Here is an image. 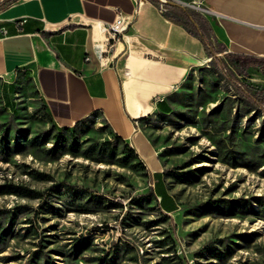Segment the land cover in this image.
Returning <instances> with one entry per match:
<instances>
[{
    "label": "rangeland",
    "instance_id": "obj_1",
    "mask_svg": "<svg viewBox=\"0 0 264 264\" xmlns=\"http://www.w3.org/2000/svg\"><path fill=\"white\" fill-rule=\"evenodd\" d=\"M165 1L195 13L215 53L172 98V122L147 123L162 169L188 176L160 180L176 209L140 197L157 179L123 160L98 113L55 143L32 78L13 77L10 104L0 78V264H264V73L243 65L256 56L225 57L204 0Z\"/></svg>",
    "mask_w": 264,
    "mask_h": 264
},
{
    "label": "crops",
    "instance_id": "obj_2",
    "mask_svg": "<svg viewBox=\"0 0 264 264\" xmlns=\"http://www.w3.org/2000/svg\"><path fill=\"white\" fill-rule=\"evenodd\" d=\"M204 1L211 11L204 16L211 39L224 53L264 57V0ZM159 5L152 0H0V78L11 83L26 71L57 126L98 113L161 180L147 123L153 117L172 120V98L210 57L198 36L178 22L176 7L160 11ZM118 13L129 24L108 49L103 25ZM143 117L148 119L140 121ZM162 187L167 200L162 210L172 212L176 204Z\"/></svg>",
    "mask_w": 264,
    "mask_h": 264
},
{
    "label": "trees",
    "instance_id": "obj_3",
    "mask_svg": "<svg viewBox=\"0 0 264 264\" xmlns=\"http://www.w3.org/2000/svg\"><path fill=\"white\" fill-rule=\"evenodd\" d=\"M156 3L157 0H152ZM175 9V14L178 18H180V24L185 27L187 29V31L195 34L198 36V38L201 40V42L203 43V45L205 46V50H206V53H207V56L210 57V60H213L215 58V53L211 47V45L209 43L206 42L203 34L200 32H197V30H201L204 29V27L202 26L201 22L197 21V17L195 15V13L189 9V8H183L182 10L179 9V8H174ZM195 24H196V28H195ZM209 28V27H208ZM221 50L223 51L224 48L221 46ZM225 57L227 59H229L230 61L234 62L236 66H240L239 62L241 59L243 58H246V57H243L242 55H235V54H232V53H228L226 52L225 53ZM223 63V61H222ZM245 63H248V65L250 66H256L258 67L263 73H264V57H255L254 58V61H247V62H244L243 65H245ZM19 75H26L27 77L29 76L27 74L26 71H21ZM13 82L11 83H8V82H4L3 83V86L6 88V90L4 91V96H5V103L7 104H10V101H9V96H8V92H12L13 91ZM264 90V86L262 88ZM42 107L45 111V114L47 115V117L49 118V120L52 122V128L55 129V143H58L59 140L61 139V137L63 136L64 133H70V132H73L74 130V126L76 124H80V123H83L87 117L83 118V119H80L78 121H76L72 126H57L53 120L51 119V117L49 116L48 112L46 111V108L44 106V103L42 102ZM93 114H96V113H93ZM92 115V114H91ZM177 115H180L179 113H177ZM148 119V117H143V118H140L139 120L140 121H146ZM172 122V120H169ZM105 127L106 128H109L111 130V128L109 127V125L107 123H105ZM111 132L113 133V140L116 143L118 144H121V149H122V153H123V160H125L126 162H129L130 160H133L135 163V167L137 168H141V169H146V166L144 165L143 161L138 157L136 151L134 150V148L128 143V142H125L123 139H121L116 133H114L112 130ZM108 145H111V143H107ZM158 158H159V155H158ZM162 175H166V176H174V178H176L179 182H182L184 180H188V176H185L184 173H174V172H169V171H165V170H162ZM157 180H156V183L153 187V189H150L148 191V193L144 194V195H141L140 197H142V199L144 200H148L149 197L151 198H159V202L161 203L162 206H167V200H166V194L163 192V187H162V183L160 181V178L158 177H155ZM157 181L158 183H160V188H159V191L157 190ZM39 194V193H37ZM215 202H218V201H215ZM171 210V209H170ZM173 210V209H172ZM165 213H168L169 210H165L164 211ZM6 232V229L5 228H1V224H0V242L3 240V237L2 235H4ZM83 246H87V243L85 242L84 239H76L74 244H73V249L76 250V252H80L81 251V248ZM33 254V257L34 258H38L39 259V256L40 255V250H36V251H33L32 252ZM113 257H110V258H107V255H102V256H99V257H95V260L97 261V264H110L111 260H112ZM49 264L50 262L47 260L45 261L43 264Z\"/></svg>",
    "mask_w": 264,
    "mask_h": 264
},
{
    "label": "built area",
    "instance_id": "obj_4",
    "mask_svg": "<svg viewBox=\"0 0 264 264\" xmlns=\"http://www.w3.org/2000/svg\"><path fill=\"white\" fill-rule=\"evenodd\" d=\"M160 1L161 3H159L160 4L159 10L164 11L165 9L163 3H165L166 1L165 0H160ZM195 8L211 13L210 10L203 9L199 6H196ZM128 24L129 22L126 19V17L123 14L118 13L112 21L103 25V30L109 34V38L107 39L106 42L108 49H111L114 46V43L123 36L125 31L127 30ZM85 60H87V56H85Z\"/></svg>",
    "mask_w": 264,
    "mask_h": 264
},
{
    "label": "bare ground",
    "instance_id": "obj_5",
    "mask_svg": "<svg viewBox=\"0 0 264 264\" xmlns=\"http://www.w3.org/2000/svg\"><path fill=\"white\" fill-rule=\"evenodd\" d=\"M87 60H88V56H87Z\"/></svg>",
    "mask_w": 264,
    "mask_h": 264
}]
</instances>
